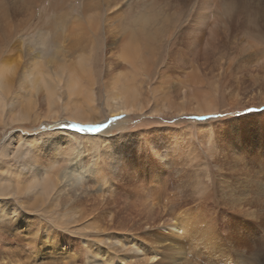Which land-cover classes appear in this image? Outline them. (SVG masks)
<instances>
[{"label":"rangeland","instance_id":"1","mask_svg":"<svg viewBox=\"0 0 264 264\" xmlns=\"http://www.w3.org/2000/svg\"><path fill=\"white\" fill-rule=\"evenodd\" d=\"M1 65L0 264H264V0H0Z\"/></svg>","mask_w":264,"mask_h":264},{"label":"bare ground","instance_id":"2","mask_svg":"<svg viewBox=\"0 0 264 264\" xmlns=\"http://www.w3.org/2000/svg\"><path fill=\"white\" fill-rule=\"evenodd\" d=\"M131 40V41H130ZM137 40L135 39V35H130L129 34V42L131 43V44H134L135 42H136ZM80 59L81 58H79V61H80ZM123 59L124 60H126L127 62L129 61L130 62V64H134L131 60H129L127 57H123ZM78 61V62H79ZM148 64H146L145 66H147ZM58 69V68H57ZM64 69V68H63ZM148 68H146V72H149V71H151V70H147ZM74 70V69H73ZM4 69H3V66L1 65V67H0V86L3 84V75H4ZM68 72V74H64V72L60 69L59 71L58 70H54L53 69V71H52V75L53 76H55V78H57L59 81H61V80H64L65 82H66V85L67 84H69L68 85V91L70 90L71 91V89H73V90H75V92H72L71 94L72 95H75L76 97H75V99L76 98H79L80 97V95H82V94H80L79 95V97H78V92H77V86H78V88H80V89H83L82 87H81V84H80V80H79V76H78V74H76V72L74 73V72H71V71H67ZM45 73L46 72H43V71H41L40 70V72H38V74L35 76V75H31L30 76V82H32L31 84H30V87L32 88V90L29 92L30 93V96H32V97H35V95L37 94V92H38V90L39 89H41V91H43L42 90V81H44L43 80V78H44V76H46L45 75ZM83 73V72H82ZM80 75H82V74H80ZM92 76V75H91ZM89 77H90V75H89ZM89 77H87L88 79H89ZM95 77V76H94ZM126 75H123L122 77H118V76H116V77H112V78H110L112 81H113V85H112V87H111V91H109V93H108V95L107 96H110L109 97V100H110V110H111V113L113 112V113H115V114H119V113H121V112H128V110H130V108L132 109V107H137L140 111H142V109L144 108V106H142V104H140V101H138L137 100V97L136 96H134V94L132 95L131 94V85H130V83H129V81H133V79H131V78H129V80H127L126 79ZM86 78V79H87ZM192 78V77H191ZM84 79V78H83ZM52 80H54V79H52ZM83 81V80H82ZM64 82V83H65ZM54 83H55V81H54ZM54 83H53V85H54ZM56 83H57V81H56ZM89 83V82H88ZM47 84V83H46ZM44 85V84H43ZM52 85V86H53ZM51 85H49L48 84V89H46V85L44 86L45 87V89L48 91V96L51 98V101L53 100L52 98H53V95H54V92H55V89L53 88V87H57V84H55L53 87H52ZM60 87V86H59ZM66 88V87H65ZM84 90V89H83ZM87 90V89H86ZM45 91V90H44ZM88 91V90H87ZM83 92V94H84V92H86L85 90L84 91H82ZM90 92V91H89ZM137 92V91H136ZM80 93H81V91H80ZM91 94V93H90ZM57 97L56 98H60V96L58 95V94H55ZM138 95V94H137ZM68 96H69V94H68ZM85 96L86 97H91V96H88V93H85ZM92 98V97H91ZM71 99V98H70ZM74 99V98H73ZM93 99V98H92ZM60 100V99H59ZM50 101V102H51ZM89 101V100H88ZM69 102V101H68ZM80 101H78V103H79ZM70 103V102H69ZM72 103V102H71ZM77 103V104H78ZM64 105H65V103H64ZM76 105V104H75ZM73 105V110H71L72 112L74 111V113H76V114H73V116H74V118H76L75 120L77 121V122H82V121H91V120H88V119H86V118H84V117H86V116H89V114H87V112L88 111H86L84 108H83V106L80 108L78 105ZM66 108H67V111H68V107H67V104H66ZM71 108V107H70ZM165 109V108H164ZM160 110V109H159ZM54 111V110H53ZM176 111V113H179V112H184L183 110H181V109H177V110H175ZM188 111V110H187ZM52 112V111H51ZM50 112V113H51ZM56 112V111H55ZM133 112V111H132ZM193 112H198V114L199 115H195V116H197V118L199 119V120H207V119H210V115L209 114H205V113H208V112H210V110H203V109H196V110H194ZM69 113V112H68ZM54 115V114H53ZM56 115V114H55ZM52 116L53 117V119L54 118H57V117H59L58 115H56V116ZM60 115V114H59ZM127 115V114H126ZM91 116V115H90ZM117 117V116H116ZM94 121V120H93ZM85 123V122H84ZM207 124V123H206ZM204 125V126H207V125ZM116 124H112V126H113V128H114V126H115ZM209 125H210V123H209ZM79 126V125H78ZM77 126V127H78ZM111 126V127H112ZM123 126V125H122ZM119 127V126H118ZM88 131V130H87ZM63 133V132H62ZM53 137H55V136H53ZM103 140V139H102ZM54 141V140H53ZM57 142V141H56ZM56 142H55V144H56ZM86 142V141H85ZM58 144V143H57ZM60 144V143H59ZM93 144V143H92ZM43 147H46V146H44L43 145ZM56 147V146H55ZM51 148V147H50ZM48 149V148H47ZM34 162V161H33ZM55 163V162H54ZM49 168V167H48ZM78 168H80V169H83V168H81V164H76V162L75 163H73V164H71L70 165V167L69 168H65L61 173H60V181H61V183H63L62 185H61V188L59 189V192L60 191H65V188L66 189H73L74 188V190H79V191H77V193H79L80 192V188L82 187V182H83V180L86 178V176H85V178L82 176V174L80 173V171H78ZM29 171H32V169H31V165L29 166ZM95 174V176L97 177V176H99V174L98 173H93V175ZM45 176L46 177H48V176H50L49 175V173H45ZM90 177V176H89ZM45 178V177H44ZM83 178V179H82ZM99 178V177H98ZM88 179V178H87ZM101 180V179H100ZM46 181H47V179H46ZM45 181V182H46ZM86 182L88 181V180H85ZM91 181V180H90ZM92 182V181H91ZM49 184H51V182H48ZM85 183V182H84ZM90 182H88V184H89ZM93 183V182H92ZM86 186V185H85ZM54 187V186H53ZM87 187V186H86ZM83 189L81 190V191H83V190H86V188L84 189V187H82ZM70 191H72V190H70ZM69 191V192H70ZM66 192V191H65ZM67 194H68V192H66ZM73 193V192H72ZM66 194V195H67ZM70 194V193H69ZM73 194H76V193H73ZM67 197H68V199L71 197H69V195H67ZM78 200H79V198H78ZM81 201V200H80ZM79 203V202H78ZM77 203V204H78ZM170 229L171 230H173V231H181V229H180V226H171L170 227ZM95 264H98V263H95Z\"/></svg>","mask_w":264,"mask_h":264}]
</instances>
